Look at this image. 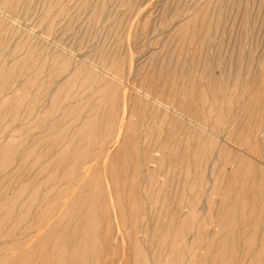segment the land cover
I'll list each match as a JSON object with an SVG mask.
<instances>
[{
    "label": "rangeland",
    "instance_id": "374dc122",
    "mask_svg": "<svg viewBox=\"0 0 264 264\" xmlns=\"http://www.w3.org/2000/svg\"><path fill=\"white\" fill-rule=\"evenodd\" d=\"M7 1L0 264H264V0Z\"/></svg>",
    "mask_w": 264,
    "mask_h": 264
},
{
    "label": "bare ground",
    "instance_id": "6f19581e",
    "mask_svg": "<svg viewBox=\"0 0 264 264\" xmlns=\"http://www.w3.org/2000/svg\"><path fill=\"white\" fill-rule=\"evenodd\" d=\"M9 1V0H8ZM7 1V2H8ZM7 4V3H6ZM132 64H130L129 65V68H130V66H131ZM133 66V65H132ZM135 66V65H134ZM85 68V67H84ZM83 68V69H84ZM132 68V67H131ZM135 68V67H134ZM134 70V69H133ZM82 71V70H81ZM129 71H130V69H129ZM132 71V70H131ZM78 75H79V73H78ZM80 76V75H79ZM78 79H79V77H78ZM92 79V78H91ZM90 80V79H89ZM130 81V80H129ZM128 81V82H129ZM127 82V83H128ZM90 83V82H89ZM119 83V82H118ZM121 83V82H120ZM123 85V84H122ZM85 87V86H84ZM111 88V87H110ZM117 89H119L118 87H117ZM107 90V89H106ZM123 91V90H122ZM97 92V91H96ZM107 91H105V93H106ZM78 93V92H77ZM76 93V94H77ZM97 94H99V93H97ZM101 94V93H100ZM109 94H111V93H109ZM88 95H89V93H88ZM91 96L93 95V94H90ZM103 95V94H102ZM79 96V95H78ZM84 96H85V94H84ZM89 97V96H88ZM92 97H94V96H92ZM98 97V96H97ZM97 97H94V98H97ZM125 97V96H124ZM124 97H122V99H124V101H123V105H121V107H123L122 108V111H121V116H120V119L118 120L119 121V123L117 124L118 126H117V130H116V133H115V135H114V139L112 140V143H109V147L107 148V147H105V148H107V154H106V156H105V163H106V167H104L105 169H106V176L104 177V178H106L105 179V182H106V190H103V189H99L98 190V194L99 195H101V194H104V193H106V191H107V193L109 194V196H110V199H111V214H112V216H113V225L115 226V230H114V232L113 233H117V235L120 237V239H121V241L122 240H124V237H123V234H122V230H121V227H120V223H119V215H118V210H117V206H116V203H115V201H114V195H113V187H114V185H113V181H114V178H115V176L117 175V172H115V170L116 169H113V168H111L110 166H109V161H108V159H109V157H110V154H111V151H112V149L121 141V139H123V137H124V131H125V126H126V123H127V120H128V116H129V107H128V101L127 100H125V98ZM81 98V97H80ZM84 98V97H83ZM89 98H91V97H89ZM113 98L114 97H111L110 98V102H109V106H108V108H107V110L104 112L103 111V107H101L102 108V110L101 109H99L98 107V109L99 110H101L102 112H104V114H103V116L101 117L100 115V117L99 118H97V121L95 122V124H83L82 126H81V129H79L78 131H80V132H78L79 134L78 135H80V137H82V138H85V137H87V136H89L88 134L90 133L91 135L92 134H97L98 133V135H99V133L102 131V128L103 129H109V127H110V125L111 124H114L115 123V121H116V110H117V104H118V100H116V98H114V100H113ZM85 99V98H84ZM86 99H87V97H86ZM102 99V98H101ZM93 100V99H92ZM95 100V99H94ZM81 100H79V102H80ZM90 101H91V99H90ZM106 101V100H105ZM92 102V101H91ZM102 102V101H101ZM72 103H74V102H72ZM72 103H70V104H72ZM106 103V102H105ZM104 103V105H106ZM75 104V103H74ZM80 104V103H79ZM78 104V105H79ZM95 104V103H94ZM103 104V103H102ZM67 105V104H66ZM65 105V106H66ZM77 104H76V106H78ZM87 105L89 106V104L87 103ZM91 105V104H90ZM75 106V107H76ZM79 106H82L81 104L79 105ZM78 106V107H79ZM92 106H93V104H92ZM91 106V107H92ZM75 107H73V108H75ZM94 107V106H93ZM104 108H105V106H104ZM79 110H78V113H80V107L78 108ZM87 109V108H86ZM86 109H84V111H86V113H84V114H86L87 115V110ZM96 109V108H95ZM90 110V109H89ZM83 111V110H82ZM92 111H94V110H92ZM95 112V111H94ZM98 112V111H97ZM101 112V113H102ZM76 114H77V112H75ZM118 113V112H117ZM98 114H100V113H98ZM264 114V113H263ZM72 115V114H71ZM70 115V118L72 117ZM75 115V114H74ZM78 115V114H77ZM82 115V114H81ZM97 115V114H96ZM102 115V114H101ZM118 115V114H117ZM120 115V114H119ZM58 116V115H57ZM59 116H60V114H59ZM85 116V115H84ZM65 117V116H64ZM81 117V116H80ZM96 117H98V115L96 116ZM59 118V117H58ZM73 118V117H72ZM71 118V119H72ZM78 116L76 117V119L78 120ZM82 118V117H81ZM56 119V118H55ZM67 119H69V117L67 118ZM75 119V118H74ZM73 119V120H74ZM72 120V121H73ZM53 121H54V119H53ZM59 121V120H58ZM66 121H68V120H66ZM65 121V122H66ZM79 121V120H78ZM62 124H64L63 122H64V120L63 121H60ZM56 123H59V122H56ZM70 123V122H69ZM80 123H82V122H80ZM80 123H78V124H80ZM54 124V123H53ZM66 124V123H65ZM73 125H76V124H74V121H73V123H72ZM60 125V124H59ZM264 125V124H263ZM56 126H58V124L56 125ZM78 126V125H77ZM113 126V125H112ZM58 127H61V126H58ZM57 127V128H58ZM72 127V126H71ZM69 128V131L72 129L73 131H72V133L74 132V127H72V128ZM264 127V126H263ZM53 128V127H52ZM50 130H51V128H50ZM50 130H46V131H44V134H46L48 131H50ZM56 130V129H55ZM55 130H53L54 132H55ZM64 130H65V128H64ZM75 130H77L76 128H75ZM52 131V132H53ZM67 131V130H66ZM66 131H64V132H66ZM46 132V133H45ZM63 132V134H65ZM111 132V131H110ZM56 133L58 134V132L56 131ZM67 133H69V132H67ZM70 133H71V131H70ZM49 134L51 135V137H52V134H55V133H50L49 132ZM61 135V137L63 136V138H64V136H66V138H67V136H68V134H66V135ZM76 135V134H75ZM78 135H77V137H78ZM109 136V135H108ZM49 137V136H48ZM50 137V138H51ZM53 137H55L54 135H53ZM58 137H60V135L58 136ZM60 137V138H61ZM71 137H73V135L71 136ZM70 137V138H71ZM76 137V138H77ZM101 137V136H100ZM50 138H47V139H50ZM60 138H58L59 140H61V142H62V139H60ZM90 138V137H89ZM107 138V137H106ZM55 139V138H54ZM57 139V138H56ZM69 139V138H68ZM78 139H79V137H78ZM75 140H77V139H75ZM74 140V141H75ZM87 140V139H86ZM196 140V139H195ZM49 141V140H48ZM66 141V140H65ZM73 141V142H74ZM79 141H80V139H79ZM111 141V140H110ZM56 142H57V140H56ZM55 142V143H56ZM60 141H58V143H59ZM77 142H78V140H77ZM76 142V143H77ZM81 143H82V140L80 141ZM108 142V141H107ZM75 143V144H76ZM84 143V142H83ZM83 143L81 144V145H83ZM189 143V142H188ZM192 143V142H191ZM53 144V143H52ZM70 144H72V143H70ZM74 144V145H75ZM85 144V143H84ZM60 145V144H59ZM63 145H64V143H63ZM77 145V144H76ZM75 145V146H76ZM92 145V144H91ZM91 145H89V147L91 146ZM197 145V144H196ZM50 146L52 147V145L50 144ZM61 146H62V144H61ZM263 146V145H262ZM55 147H56V145H55ZM74 147V146H73ZM72 146L70 147V148H73ZM77 147V149L80 147V146H76ZM75 147V148H76ZM180 147V146H179ZM61 148H63V147H61ZM61 148H60V150H61ZM75 148H73V149H75ZM87 148H88V146H87ZM92 148V147H91ZM72 149V150H73ZM72 150H69V152L70 151H72ZM91 150V149H90ZM130 150V149H129ZM185 150V149H184ZM77 151H79V150H77ZM85 152H87L86 150H84ZM190 151V150H189ZM68 152V153H69ZM74 152V151H73ZM89 152L90 151H88V154H89ZM136 152V151H135ZM72 153V152H71ZM77 152H76V149H75V154H76ZM80 153H81V151H80ZM175 153V152H174ZM192 153V152H191ZM64 154V153H63ZM73 154V153H72ZM87 154V155H88ZM117 154V153H116ZM179 154H180V152H179ZM10 155V154H9ZM9 155H5V156H9ZM62 155V154H61ZM67 155V154H66ZM65 155V156H66ZM71 155V154H70ZM86 155V154H85ZM84 155V156H85ZM3 157L2 158V160L4 159L5 160V158L6 157ZM80 156H81V154H80ZM104 156H103V158H104ZM126 156V155H125ZM10 157H11V155H10ZM9 157V158H10ZM82 157V156H81ZM102 157V156H101ZM112 157V156H111ZM65 158H67V157H65ZM70 158H71V156H69V160H70ZM75 158V157H74ZM86 159H87V157H85ZM119 159V158H118ZM1 160V161H2ZM6 160H7V158H6ZM4 161V162H7V161ZM73 160V159H72ZM78 160V162L81 160V158L79 157V159H77ZM88 160V159H87ZM95 160V159H94ZM0 161V163L2 164V162ZM83 161V160H82ZM89 161V160H88ZM91 161V160H90ZM64 162V161H63ZM71 162V161H70ZM87 162V161H86ZM92 162V161H91ZM118 162V161H117ZM9 163V162H8ZM84 163V162H83ZM0 164V166L2 167V165ZM5 164H7V163H5ZM69 164V163H68ZM78 166H79V164H77ZM115 165V164H114ZM119 165V164H118ZM69 166V165H68ZM82 166H84L85 167V165L84 164H82ZM88 166V165H87ZM103 166H104V164H103ZM0 167V168H1ZM92 167H93V164H92ZM110 167V168H109ZM4 168V167H3ZM89 168V167H88ZM2 169V168H1ZM104 169V170H105ZM84 170H86V168L84 169ZM87 170H89V169H87ZM86 170V173L88 172ZM90 171V170H89ZM85 172V171H84ZM85 173V174H86ZM83 174V173H82ZM104 174V173H103ZM162 174V173H161ZM171 176V175H170ZM84 177H85V175H84ZM87 177V176H86ZM82 178H83V176H82ZM100 178V177H99ZM169 178V177H168ZM85 179V178H84ZM101 179H103V178H101ZM100 179V180H101ZM172 179V178H171ZM166 180V179H165ZM81 181V180H80ZM104 181V180H103ZM78 182H79V180H78ZM82 182V181H81ZM99 182V181H98ZM101 182V181H100ZM80 183V182H79ZM79 183H78V185H79ZM180 183V182H179ZM75 184V183H74ZM159 184V183H158ZM246 184V183H245ZM249 184V183H248ZM247 184V185H248ZM102 187V186H101ZM91 188V187H90ZM91 190V189H90ZM81 192H83L84 191V188H82L81 190H80ZM89 191V190H88ZM92 191V190H91ZM96 192H97V190H95ZM80 192V193H81ZM87 192V191H86ZM93 193H95V192H91V194H93ZM85 194V193H84ZM87 194V193H86ZM91 194H87V195H91ZM86 195V196H87ZM81 196V195H80ZM76 197H78V195L76 196ZM83 197V196H82ZM77 199V198H76ZM85 198L83 197V200H84ZM89 199V198H88ZM81 200H82V198H81ZM67 201H69V198H68V200ZM75 201V200H74ZM79 200H77V202H78ZM74 203V202H73ZM72 203V204H73ZM76 203V202H75ZM79 203H81V201L79 202ZM78 203V204H79ZM84 203V202H83ZM66 204V203H65ZM77 204V203H76ZM223 206V205H222ZM73 209V208H75L74 207V205H73V207H70V209ZM72 209L70 210V211H72ZM123 209V208H122ZM133 214V213H132ZM60 215V214H59ZM62 215H63V213H62ZM62 215H60V216H62ZM66 216V215H65ZM64 216V217H65ZM56 217V216H55ZM59 218V217H58ZM125 220V219H124ZM131 222V221H130ZM141 223V222H140ZM145 226V225H144ZM53 227V226H52ZM113 227V226H112ZM146 228V227H145ZM123 229V228H122ZM143 230V229H142ZM49 233V232H48ZM41 235V234H40ZM32 236V235H31ZM43 236H44V234H43ZM47 236V235H46ZM51 237V236H50ZM116 238H117V236H115ZM29 238V237H28ZM45 239H46V237H45ZM48 239V238H47ZM26 241V240H25ZM119 241V240H118ZM24 242V241H23ZM22 242V243H23ZM26 243V242H25ZM39 244V243H38ZM22 245V244H21ZM35 245H37V244H35ZM41 245V244H40ZM84 245V244H83ZM87 245V244H86ZM32 247H35V246H32ZM37 248V247H36ZM27 250V249H26ZM29 252V251H28ZM61 252V251H60ZM61 257V256H60ZM59 257V258H60ZM94 258H95V256H94ZM97 258V257H96ZM238 259V258H237Z\"/></svg>",
    "mask_w": 264,
    "mask_h": 264
}]
</instances>
